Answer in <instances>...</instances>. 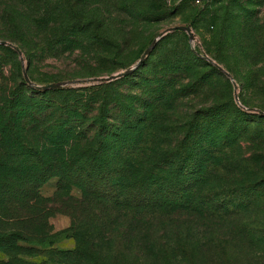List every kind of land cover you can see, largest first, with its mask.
I'll return each instance as SVG.
<instances>
[{
	"label": "rangeland",
	"instance_id": "obj_1",
	"mask_svg": "<svg viewBox=\"0 0 264 264\" xmlns=\"http://www.w3.org/2000/svg\"><path fill=\"white\" fill-rule=\"evenodd\" d=\"M178 25L190 26L194 39L181 30L162 34ZM153 39L130 74L103 79L136 64ZM2 40L21 50L35 85L68 83L29 86L17 53L0 44V119L11 111L3 95H27L39 114L60 101L53 89L80 103L94 99L98 108L114 95L90 87L111 82L124 104L153 125L138 145L129 139L115 150L105 142L97 158L72 154L69 162L81 173L48 175L39 187L48 198L37 201L15 192L34 180L25 173L30 158L19 150L27 141L13 139L26 114L0 121V264H264V189L254 185L263 180L257 169L264 162V117L256 111H264V0H0ZM163 94L158 106L142 108ZM192 120L200 128L183 142ZM150 152L157 157L148 159ZM164 153L169 158L160 160ZM51 158L57 166L61 153ZM124 163L187 166L192 185L184 210H144L135 188L112 198L104 171ZM238 175L249 189L232 196L240 208L226 209L223 185Z\"/></svg>",
	"mask_w": 264,
	"mask_h": 264
},
{
	"label": "trees",
	"instance_id": "obj_2",
	"mask_svg": "<svg viewBox=\"0 0 264 264\" xmlns=\"http://www.w3.org/2000/svg\"><path fill=\"white\" fill-rule=\"evenodd\" d=\"M31 81L33 82V80ZM98 84L99 83L90 88L92 90L96 88V90L98 89L99 91L103 89L102 91H105V94L108 92L109 96L111 94L114 95V97L108 100L106 96L102 97V104H100L98 108H95L93 105L97 103L94 99L88 97L82 99L83 103H80L72 98H64L68 91L53 89L48 90V92H58L60 94V101L57 104L50 103V105L39 114L37 107L34 106V101L28 98L27 95L17 94L15 92L10 96L3 95L2 104L6 103L11 105V111L9 108L8 114L6 113L7 118L6 115H4L0 121H5L6 124L7 121L10 120V115L13 119L21 120L22 116L26 114L28 122L22 124L20 126L21 129H17L15 135L13 133V139L17 140L21 138L27 141L25 142L27 146L26 149H19L21 156L22 158L36 160L33 161L29 159V165L25 167V173L27 175L31 174L34 180L18 184L15 186L16 189L14 188L16 194L21 198L31 196L37 201L48 198L41 195L39 187L48 179L47 176L52 173H57L60 178L66 175V171H69L72 175L78 176L81 173V167H74L71 165L69 160H71L72 154L77 158L78 156L82 158L89 155H94L93 158H97L105 142L110 148L116 150L117 147H123L124 141H129V139L134 140L136 145L143 141L142 139L146 136L148 127L153 125L151 122L152 120L147 121L144 117L138 116L131 110V106L124 104V98H120V96L114 92L116 90L114 88L116 83ZM31 97H33V95ZM80 97L83 98L84 96ZM68 100H72L70 106L67 102ZM162 100H165L164 94L152 101H147L142 105V108H144V110L153 109L156 105L158 106ZM25 102H28L27 106H30L29 109L24 110L20 107ZM115 105L118 107V110L114 114H111V110ZM95 109L96 113H93ZM0 111V115L2 116L3 111ZM124 113L126 114L125 116ZM261 116L264 117V115ZM124 118L126 120L125 123H127L125 128ZM38 120L42 121L39 123L37 122ZM159 123L168 125L166 119L160 120ZM195 123L194 120L190 121V127H188V121L186 122V131L184 130L185 134L183 132L182 136L183 142L191 140L193 134H190V131L192 128L195 132L200 128L198 124L194 126ZM14 126L15 125H13V127ZM1 129L8 133L11 126L5 128L2 126ZM39 137H41V140H39ZM96 141L98 142L97 146H95ZM57 153H61V161L60 164L56 166L52 165L51 155ZM149 154L148 159L157 157L153 152ZM184 155L183 153L181 156L183 157ZM159 156L160 160H166L169 158L170 154L164 153ZM262 164L263 168L257 170L262 172L263 180L255 182L254 185L264 189V162ZM97 171L101 172V169ZM235 171L237 170H233V173ZM104 172L103 175L107 173L111 174L112 180L108 182L109 190L113 193L112 198L119 199L129 196L132 191L131 189L135 188L140 199L144 200V210L147 211L153 210L156 212L167 210L169 212L170 208L184 210L186 196L192 185L188 180L190 169L184 164L180 166H168L163 164L146 165L144 163H138L136 166L130 167V165L124 163V167H106ZM236 177H238L237 180ZM240 178H242L241 175L235 176L232 179L234 184H232L231 180V182L228 181L223 185L226 186V194L224 196L226 199V209H231L228 208L229 206H232L235 210L240 208L241 202L236 196L232 199V196H243L245 195V191L249 189L247 186L248 183L245 182L247 178H242L241 180ZM250 180H253V178ZM80 185L83 187V184ZM60 186H62V188H67L69 185L60 183ZM196 186L198 188L201 187L198 184H196ZM62 193L63 192L60 193V196H62ZM101 193L106 194L105 191ZM87 194L89 193H86V195ZM122 202L124 203V201ZM118 206L119 203H117L115 209L118 210ZM125 210H129V206L124 205V211Z\"/></svg>",
	"mask_w": 264,
	"mask_h": 264
},
{
	"label": "water",
	"instance_id": "obj_3",
	"mask_svg": "<svg viewBox=\"0 0 264 264\" xmlns=\"http://www.w3.org/2000/svg\"><path fill=\"white\" fill-rule=\"evenodd\" d=\"M174 30H182L184 31L186 34H187V37H188V40L189 41H192L194 39V34L192 32V29L190 26L188 25H178V26H173V27H169L167 28L166 30L163 31L162 34L166 33V32H170V31H174ZM160 34V35H162ZM159 35V36H160ZM158 36V37H159ZM157 42V39H153L149 46L145 49V51L142 53L141 57L139 58V60L136 62V64H134L133 66H130L129 68H127L126 70H123L122 72H118L116 74H113L111 76H108L106 78H103L105 81H110V80H114V79H117V78H120V77H124L128 74H130L136 67L137 65H139L144 57L150 52V50L154 47V45L156 44ZM0 44L2 45H6V46H10L18 55V58H19V61L21 63V67H22V76L24 78V80L26 81V83L29 85V86H34L35 88L37 89H40V90H47V89H51V88H58V87H61V86H64L66 85L68 82L66 81H61V82H56V83H50V84H46V85H35L31 80L30 78L28 77V74H27V69H26V66L24 64V57H23V54L21 52V50L14 44L8 42V41H5V40H2L0 41ZM206 60L212 62L223 74H225L228 78H231V75L225 71L220 65H218L217 63L213 62L210 58L208 57H205ZM233 95H234V99L236 102H239L238 100V97L236 95V91L234 90L233 92ZM240 104V103H239ZM258 111V113L264 115V111H260V110H256Z\"/></svg>",
	"mask_w": 264,
	"mask_h": 264
}]
</instances>
